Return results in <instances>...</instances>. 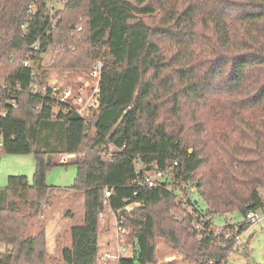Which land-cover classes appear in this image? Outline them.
<instances>
[{
	"label": "trees",
	"instance_id": "1",
	"mask_svg": "<svg viewBox=\"0 0 264 264\" xmlns=\"http://www.w3.org/2000/svg\"><path fill=\"white\" fill-rule=\"evenodd\" d=\"M98 58L97 112L82 116L51 95L49 75L87 76ZM2 110L0 152L32 154L34 172L0 188V264L58 262L44 230L27 231L47 200L46 172L66 155L83 217L68 230L62 264H110L97 261L109 226L99 213L131 202L140 204L124 219L132 258L119 264H156L158 241L182 257L175 264H226L234 251L260 264L226 238L247 223L218 233L211 219L264 209V0H0ZM147 170L161 183H140Z\"/></svg>",
	"mask_w": 264,
	"mask_h": 264
},
{
	"label": "rangeland",
	"instance_id": "2",
	"mask_svg": "<svg viewBox=\"0 0 264 264\" xmlns=\"http://www.w3.org/2000/svg\"><path fill=\"white\" fill-rule=\"evenodd\" d=\"M52 51L48 49L42 55L44 65H49L52 61ZM52 80L56 79L57 83L66 85L68 79H83L87 76H76L69 74L67 71H52L49 75ZM69 77V78H68ZM69 85V84H68ZM71 86V85H70ZM74 157H68L66 165H54L46 172V183L49 187V192L44 203L42 211L33 218L31 225L27 231V235H34L39 230H44L45 247L48 255L56 258V264H62L60 258V248L64 244H68V230L72 225H80L83 215V195L81 192L74 191L69 187L73 184L76 175V166L72 164ZM34 172V159L32 154H11L0 152V188L4 187L9 175H26L29 182H32ZM190 196L196 199L200 209H204L203 201L197 196L196 192L189 189ZM264 199V193H262ZM181 198V197H179ZM183 201V199H181ZM262 212L258 213L259 215ZM211 228L216 231L226 227L225 224L241 222L243 217L240 213L225 214L222 216H214L212 219ZM264 219L257 223L258 226L247 231L242 239L244 243L249 236L251 256L249 261L252 263L264 264ZM109 231L103 230L99 234L98 245L100 249H112L114 246V230L113 220L111 219ZM261 226V228H260ZM228 227V226H227ZM230 230V229H229ZM225 231V228L222 230ZM110 241V246L107 247L105 241ZM5 245L0 243V252L5 251ZM156 264L176 263L182 259L180 255L170 251L162 241L156 244ZM174 263V264H175ZM246 259L240 252L234 251L227 257L226 264H245Z\"/></svg>",
	"mask_w": 264,
	"mask_h": 264
},
{
	"label": "built area",
	"instance_id": "3",
	"mask_svg": "<svg viewBox=\"0 0 264 264\" xmlns=\"http://www.w3.org/2000/svg\"><path fill=\"white\" fill-rule=\"evenodd\" d=\"M36 46H34V49ZM30 64V54L27 58L22 61L23 66H29ZM103 62L100 58L94 60L91 64V68L88 72L87 77L83 79L81 84L74 89L70 85L58 84L56 79L49 80L47 84L50 87L51 95L54 96L59 102H69L71 106H75L77 112L82 116H90L97 112L98 108V95H99V82L102 73ZM33 73H31L32 76ZM18 85V84H17ZM42 93L46 91V85L41 87ZM31 92H38V85L33 84L31 86ZM50 95V96H51ZM1 116L6 114L5 110L1 111ZM70 157L68 155L60 158L61 162H66V159ZM162 178V173L159 171H144L142 173V178L139 179L140 183L152 187L154 185L160 184V179ZM111 188H104V203L107 204V198L111 194ZM140 204L138 202H131L124 205L121 209L112 211L107 209L99 213L100 222L106 224L107 220H113V230H114V246L112 249L99 250L97 254V261L100 263H110L119 264V261L124 258H132V248L127 243V228L124 226V219L132 215L134 208L138 207ZM259 215L254 211L246 212L244 216V222L247 225H253L259 220ZM206 219L197 215L193 221V227L200 233L203 230L204 223ZM224 228L216 230L218 233L222 232ZM226 229V228H225ZM235 232L238 230V225L232 228ZM230 231V230H229ZM243 232L236 233L232 236L228 229L226 230V238L232 239L234 237V245L232 251L235 250L240 245V240ZM232 253V252H231ZM221 264H223L221 262Z\"/></svg>",
	"mask_w": 264,
	"mask_h": 264
},
{
	"label": "crops",
	"instance_id": "4",
	"mask_svg": "<svg viewBox=\"0 0 264 264\" xmlns=\"http://www.w3.org/2000/svg\"><path fill=\"white\" fill-rule=\"evenodd\" d=\"M263 198V197H262ZM263 202H264V199H263ZM44 207V206H43ZM260 211L262 212L260 215L258 214V213H260ZM256 213L259 215V220L255 223V224H253V225H247V227L245 228V230L243 231V234H242V237H241V240H240V245L241 244H247V248H248V250H249V253H250V256H251V250H250V247H249V244H250V240H251V236H249V238L244 242V243H242V239H243V237H245V235H246V233H247V231L249 230V231H251L252 229L254 230V228L256 227V226H258V225H260V222L262 221V219H264V209L263 210H259V211H256ZM110 222H111V220H109V226H108V229H107V231H109V229H110ZM241 222H244V218H243V220L241 221ZM241 222H236V223H231V224H225V226L226 225H233V226H236V225H238V224H240ZM259 222V224L257 225V223ZM263 225H264V223H263ZM260 228H261V226H260ZM105 244H106V246L107 247H109L110 246V241L109 240H106L105 241ZM105 248H103V249H100L99 248V250H104ZM249 259H250V257H249Z\"/></svg>",
	"mask_w": 264,
	"mask_h": 264
}]
</instances>
